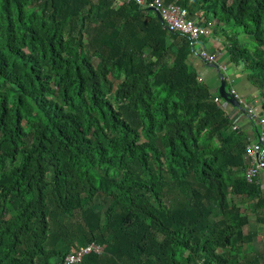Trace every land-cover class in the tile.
I'll return each mask as SVG.
<instances>
[{
    "label": "trees",
    "instance_id": "trees-1",
    "mask_svg": "<svg viewBox=\"0 0 264 264\" xmlns=\"http://www.w3.org/2000/svg\"><path fill=\"white\" fill-rule=\"evenodd\" d=\"M119 1L0 0V264H264L250 141L190 61L221 38L264 117V0H160L214 22L197 42Z\"/></svg>",
    "mask_w": 264,
    "mask_h": 264
},
{
    "label": "built area",
    "instance_id": "built-area-1",
    "mask_svg": "<svg viewBox=\"0 0 264 264\" xmlns=\"http://www.w3.org/2000/svg\"><path fill=\"white\" fill-rule=\"evenodd\" d=\"M135 3L156 14L167 32L187 35L190 40H196V42L201 36L206 37L212 32L211 27L214 26V22H209L206 27H200L194 19L192 20V18L188 17V11L178 6L176 3L164 4L160 0H152L150 2L135 0ZM197 56L207 64H216L218 60L215 53L209 54L203 49L197 52ZM218 66L223 70L225 69L220 63ZM229 94L237 100L240 106L239 111L244 113L249 121L256 123L260 127L257 131L255 140L246 145L243 156L246 163L243 169V175L246 181L250 183L260 174H264V130L262 129L264 127V117L259 118L254 107L246 100L240 98L234 88H231ZM217 101L218 99L215 98V102ZM225 112L229 118H231V113L228 112V109H226ZM232 129L236 130L237 127L233 125ZM102 250L103 249L96 244L80 247L73 250L71 254L65 257L64 264H80L85 257L91 254L100 255Z\"/></svg>",
    "mask_w": 264,
    "mask_h": 264
},
{
    "label": "crops",
    "instance_id": "crops-1",
    "mask_svg": "<svg viewBox=\"0 0 264 264\" xmlns=\"http://www.w3.org/2000/svg\"><path fill=\"white\" fill-rule=\"evenodd\" d=\"M201 14V13H199ZM210 45L212 52H215L217 59L219 61L226 60L225 59V50L222 44L221 38H216L212 41L210 39ZM191 64L192 67L197 72L200 80L205 82L212 92H215L216 89L220 86L219 84V78H218V72L209 67V65L204 64L200 59H198L197 52L196 54L191 58ZM230 71V72H229ZM228 71V76L230 77L229 80H232L234 85H232V88H234L238 95L242 97L244 100L248 101L251 104L257 103L259 101L257 96L256 89L250 84V82L247 81L246 76L244 74H237L233 73L234 75H231V72L233 69ZM231 108L232 106L225 105L224 108ZM254 107V106H253ZM228 112L231 113V121L233 122V125L237 127L235 131H243L247 137V140L250 142H253L256 138L257 131L260 129L259 125L249 121L244 113L239 111L238 109L231 108L228 109ZM257 112V111H256ZM256 126V127H255ZM264 130V127L262 128ZM262 189V192L264 193V174H260L257 177V181ZM251 220L247 225H245L242 229L243 233H249L253 235L252 242H250V248L251 251L254 252L255 257H258L261 259L262 262H264V224L258 223L255 220V216L251 213Z\"/></svg>",
    "mask_w": 264,
    "mask_h": 264
},
{
    "label": "water",
    "instance_id": "water-1",
    "mask_svg": "<svg viewBox=\"0 0 264 264\" xmlns=\"http://www.w3.org/2000/svg\"><path fill=\"white\" fill-rule=\"evenodd\" d=\"M209 67L215 69L218 74H219V78H220V86L218 88V93L219 95L224 99V101H226L228 104H230L231 106L239 109L240 106L238 104V102L233 98V96H231L227 91H226V88H225V82L221 76V74L219 73V70L217 68V65L216 64H209ZM257 104H259V101H257V103H253L252 105L253 106H256Z\"/></svg>",
    "mask_w": 264,
    "mask_h": 264
},
{
    "label": "rangeland",
    "instance_id": "rangeland-1",
    "mask_svg": "<svg viewBox=\"0 0 264 264\" xmlns=\"http://www.w3.org/2000/svg\"><path fill=\"white\" fill-rule=\"evenodd\" d=\"M121 1H123V0H120L118 3H120ZM124 1H126V0H124ZM118 3H117V4H118ZM195 17L198 18V19H201L200 14L196 15ZM192 20H193V19H192ZM194 20H195V19H194ZM218 29L220 30L219 27H217V30H218ZM210 39H212V41H213V39H215V38H214V35L209 36V37H207V38H204V40H202L201 43H196V44L194 45V47H193L194 50H195V52H198V51L202 48V49L206 50V51L209 52V53H215V52L209 51V50H211ZM240 39H244V40H247V41H248V39L245 38L244 36H241ZM96 62H97L96 59H92V63H93V65H95ZM231 108H232V107H231ZM232 109H233V108H232ZM225 111H226V109H225ZM229 202L231 203V201H229Z\"/></svg>",
    "mask_w": 264,
    "mask_h": 264
},
{
    "label": "clouds",
    "instance_id": "clouds-1",
    "mask_svg": "<svg viewBox=\"0 0 264 264\" xmlns=\"http://www.w3.org/2000/svg\"><path fill=\"white\" fill-rule=\"evenodd\" d=\"M208 65H209V64H208ZM236 101H237V100H236ZM225 105H227V106H231V105L228 104V103H225L224 106H225ZM251 105H252V104H251ZM252 106H253V105H252ZM232 108H235V107L232 106ZM224 109H231V108L227 107V108H224ZM235 109H237V108H235ZM239 109H240V108H239ZM239 109H238V110H239Z\"/></svg>",
    "mask_w": 264,
    "mask_h": 264
}]
</instances>
